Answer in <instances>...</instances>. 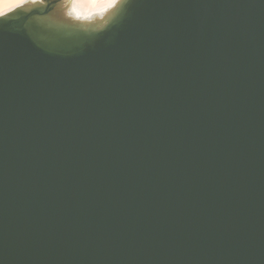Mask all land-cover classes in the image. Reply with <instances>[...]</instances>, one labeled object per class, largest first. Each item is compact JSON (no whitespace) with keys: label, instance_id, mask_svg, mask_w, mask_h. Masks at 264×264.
Wrapping results in <instances>:
<instances>
[{"label":"water","instance_id":"water-1","mask_svg":"<svg viewBox=\"0 0 264 264\" xmlns=\"http://www.w3.org/2000/svg\"><path fill=\"white\" fill-rule=\"evenodd\" d=\"M70 1L0 17V264H264V0Z\"/></svg>","mask_w":264,"mask_h":264},{"label":"bare ground","instance_id":"bare-ground-1","mask_svg":"<svg viewBox=\"0 0 264 264\" xmlns=\"http://www.w3.org/2000/svg\"><path fill=\"white\" fill-rule=\"evenodd\" d=\"M24 2L27 0H0V9L8 12ZM112 5L111 0H74L72 9L76 16L86 18L97 13L101 14Z\"/></svg>","mask_w":264,"mask_h":264},{"label":"snow or ice","instance_id":"snow-or-ice-1","mask_svg":"<svg viewBox=\"0 0 264 264\" xmlns=\"http://www.w3.org/2000/svg\"><path fill=\"white\" fill-rule=\"evenodd\" d=\"M113 4L117 3L118 0H111ZM5 14V11L3 9H0V17H2Z\"/></svg>","mask_w":264,"mask_h":264},{"label":"rangeland","instance_id":"rangeland-1","mask_svg":"<svg viewBox=\"0 0 264 264\" xmlns=\"http://www.w3.org/2000/svg\"><path fill=\"white\" fill-rule=\"evenodd\" d=\"M27 1H29V0H27ZM73 1H74V0H71V1H70V4H71V5H73ZM19 5H20V4H19ZM5 12H6V11H5Z\"/></svg>","mask_w":264,"mask_h":264}]
</instances>
